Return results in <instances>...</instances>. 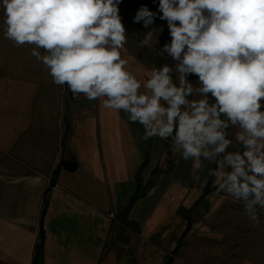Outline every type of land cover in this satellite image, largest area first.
<instances>
[{
	"label": "crops",
	"instance_id": "1",
	"mask_svg": "<svg viewBox=\"0 0 264 264\" xmlns=\"http://www.w3.org/2000/svg\"><path fill=\"white\" fill-rule=\"evenodd\" d=\"M134 16L122 21L129 69L147 79L152 68L174 67L158 55L160 34L139 46L149 29ZM3 22L0 7V264H32L41 236L42 264H163L171 255L173 264H261L229 239L234 212L222 210L244 206L217 192L208 175L215 163L196 169L172 152L167 169V140H143V126L106 109L103 98L56 85L31 55L34 45L6 39ZM227 131L234 151L236 128Z\"/></svg>",
	"mask_w": 264,
	"mask_h": 264
},
{
	"label": "clouds",
	"instance_id": "2",
	"mask_svg": "<svg viewBox=\"0 0 264 264\" xmlns=\"http://www.w3.org/2000/svg\"><path fill=\"white\" fill-rule=\"evenodd\" d=\"M121 0H0L3 32L16 46L34 45L31 55L56 85L74 96L103 98L139 123L148 140L171 138L170 148L201 169L215 163L217 192L242 202L259 224L264 210V0H159L170 43L158 55L175 62L138 78L122 58L128 43L119 15ZM157 13L141 6L133 18L145 28ZM155 29L139 46L150 44ZM158 42V41H157ZM37 49H43L41 54ZM178 73V84L173 80ZM198 77L196 84L188 80ZM235 127L240 146L228 149ZM196 179H199L197 176Z\"/></svg>",
	"mask_w": 264,
	"mask_h": 264
},
{
	"label": "rangeland",
	"instance_id": "3",
	"mask_svg": "<svg viewBox=\"0 0 264 264\" xmlns=\"http://www.w3.org/2000/svg\"><path fill=\"white\" fill-rule=\"evenodd\" d=\"M164 28V21H155L153 25L148 27L149 31L155 29V34L157 36L162 32ZM171 144V139L167 140ZM166 149V148H165ZM168 152V150H166ZM168 162H172V151L171 155L167 156ZM167 162V169L171 168V164ZM242 203V202H240ZM243 205V204H242ZM235 210H232L231 205H228L227 208H223L222 212L226 213V209L230 212H234V217L229 221L225 230L229 235V239L234 240L238 246L235 247V252L241 256L252 255L257 256L258 261L261 264H264V210H260L259 213V224H256L250 221L244 211V207L233 205ZM134 231V230H133ZM172 258L174 263V256H167L163 260L165 264L166 260ZM138 260L135 259L133 264H138Z\"/></svg>",
	"mask_w": 264,
	"mask_h": 264
},
{
	"label": "trees",
	"instance_id": "4",
	"mask_svg": "<svg viewBox=\"0 0 264 264\" xmlns=\"http://www.w3.org/2000/svg\"><path fill=\"white\" fill-rule=\"evenodd\" d=\"M158 4H159V0H121L119 4V9L122 10L124 13H134L136 15L137 11L139 10L141 6H147L151 11L157 13V18L155 19V21H164V20L159 19V15H161L162 13H159L158 11ZM170 41H171V36L169 33V28H168L167 22L164 21V28L158 37V44L161 47H163L164 44L170 43ZM165 148L166 150H168L167 156H170L171 148H170L169 142H166ZM168 163L171 164L170 161ZM48 190L46 191L44 199H43V213H45L47 209V205H48V199L46 196ZM208 190L209 189L207 188L206 191ZM138 198H139V195L135 196L132 202H135ZM43 241H44V237L41 236L39 243L35 247V253H34L32 264H42ZM172 261L173 259L169 258L166 260L165 264H171Z\"/></svg>",
	"mask_w": 264,
	"mask_h": 264
},
{
	"label": "water",
	"instance_id": "5",
	"mask_svg": "<svg viewBox=\"0 0 264 264\" xmlns=\"http://www.w3.org/2000/svg\"><path fill=\"white\" fill-rule=\"evenodd\" d=\"M64 166H65V168H66V164H63ZM39 233L40 234H43V227H42V224H40V228H39Z\"/></svg>",
	"mask_w": 264,
	"mask_h": 264
},
{
	"label": "built area",
	"instance_id": "6",
	"mask_svg": "<svg viewBox=\"0 0 264 264\" xmlns=\"http://www.w3.org/2000/svg\"><path fill=\"white\" fill-rule=\"evenodd\" d=\"M119 15L122 18V21L124 20V12L122 10L119 9Z\"/></svg>",
	"mask_w": 264,
	"mask_h": 264
}]
</instances>
